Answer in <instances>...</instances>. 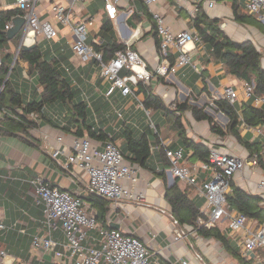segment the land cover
<instances>
[{
	"label": "crops",
	"instance_id": "obj_1",
	"mask_svg": "<svg viewBox=\"0 0 264 264\" xmlns=\"http://www.w3.org/2000/svg\"><path fill=\"white\" fill-rule=\"evenodd\" d=\"M52 3L66 4L65 0H43L42 5L39 3L42 20H53ZM116 5L118 17L110 19L105 9V0L86 2L77 0L72 10V18L76 21L87 19L88 36L91 37V41L99 39L98 35L104 19L111 20L113 37L127 46L133 45L131 48L138 51L145 59L148 70L153 73L150 84L147 86L154 94L161 97L168 107L167 111L156 108L147 109L148 112L155 110L158 124H155L157 128L152 126L155 129L154 132L142 126L146 117L143 112L144 93H139L136 97L124 96L118 90L111 95L118 99L116 107L109 104L108 106L104 100L97 105L92 102V97L98 93L105 100L111 99L104 95L109 84L100 75L98 64L94 60L84 63L74 53L72 48L74 36L70 27L57 24L58 37L50 40L38 35L36 42V45L40 44L43 50L51 51L50 55L60 57L58 66L65 70V74L72 79L73 85L82 89L83 98L87 95L92 106L95 105L96 113H100L99 120L104 121L99 124L94 120L95 126L97 129L104 130L107 135L100 141L107 139L108 135H115L125 126L132 128L135 136L147 132L151 138L152 153L144 166L131 160V153L126 150L124 137L115 138L117 144L125 150V154H129L130 162L139 167L138 184H127L137 192L143 193L145 198L143 201H110L105 221H100L107 228L121 229L126 234L137 236L144 243L153 245L158 251L162 264H184L183 261H187V264H230L232 262L264 264V248L244 253L239 242L241 233L232 232L228 222L220 225L222 233H225L229 240L226 247L214 238L201 235L192 224L179 222L173 215L171 204L166 196V188L172 186L177 179L171 175L170 166L166 165L169 160L164 151L182 146L175 128L177 118H180L189 139L206 144L210 150L220 149L229 154L249 158L252 155L246 143L254 141L261 143L262 164L255 167L247 166L234 175L232 182L252 196L259 197L260 206L263 208L264 190H260L258 184L264 179V139L254 130L244 127L242 122L238 126L239 136L229 131V112L219 109L215 101L224 99L225 88L233 86L239 94L236 107L238 111H241L248 101L243 91L244 81L229 74L225 64L216 59L205 44L197 43L193 54V61L199 70L186 65L167 74L156 75V70L161 64L175 65L177 63V51L169 50L168 56L162 53L159 42L161 38L152 12L158 11L163 14L167 23L175 31H197L193 20L198 13L219 18L222 29L231 39L237 42L250 40L262 53L264 32L254 24L236 19L235 10L237 13H246L241 0H216L215 8L200 6L195 15L191 13L193 5L179 4L175 0H157L152 7L146 6L142 0H117ZM13 8H17L14 0H0V10ZM18 15H22V12ZM89 37L88 42L91 43ZM19 41L16 43L10 40L9 43L10 51L14 53V57L17 55V58ZM3 50L0 49V60L4 54ZM262 65L264 67V54ZM13 84L21 93L25 103L30 100H41L43 86L37 80L36 70L31 69L27 62L19 63V70ZM4 85L5 82L0 84V93ZM181 103L203 110L224 131V134L220 135L213 131L208 120L196 119L192 109L180 110L178 105ZM44 109L48 117L41 120L38 117L35 126L27 130L22 128L0 131V206L5 213L4 223L9 226L5 230H0V248L7 250L19 262L32 261L33 264H50V262L43 251H37L33 255L31 250L32 235L42 228V209L34 204L30 181L42 178L61 189L83 194L86 192L88 182V177L82 169L67 165V157L72 151V138L76 136L74 134L76 127L66 131L60 126V121L55 120V116L61 117V114H64L62 113L64 110L58 104L47 105ZM89 109L93 112V109ZM117 111L122 113L121 117ZM49 117L54 123L48 120ZM157 132L160 142L154 135ZM85 136L88 134L86 133ZM57 149H61V154L55 158L53 153ZM184 149L183 165L193 170L198 168V181L202 184L209 176V172L200 169L204 162L194 155L192 149L187 147ZM161 173H165V176ZM4 178L7 180L5 181ZM179 185L201 211L206 210V198L198 194L199 189L182 180ZM232 210L233 213H240L236 209ZM204 216L206 219L207 215L204 214ZM248 219L254 226L257 223H264L258 218L248 217ZM68 264H70L69 259Z\"/></svg>",
	"mask_w": 264,
	"mask_h": 264
},
{
	"label": "built area",
	"instance_id": "obj_2",
	"mask_svg": "<svg viewBox=\"0 0 264 264\" xmlns=\"http://www.w3.org/2000/svg\"><path fill=\"white\" fill-rule=\"evenodd\" d=\"M77 0H65L66 4H51L53 20H42L38 12L40 0H14V5L22 11L26 22L23 26V35L20 38L18 53L24 45L36 44L37 36L42 35L53 40L59 35L57 24L70 27L74 36L72 48L77 57L84 63L96 60L100 75L108 82L109 87L105 96L109 99L119 90L124 95L139 96L138 87L150 84L153 73L142 55L132 49L117 51L106 61L101 52H96L88 42L89 25L87 19L76 21L72 18V10ZM88 1V0H80ZM146 6L152 7L157 0H142ZM179 4L193 5L191 13L199 10L200 6L209 9L216 7V0H175ZM244 9L257 17L264 24V0H241ZM117 0H105V9L110 19H117ZM157 32L161 38V50L168 56L169 50L177 51L175 65L161 64L156 75H164L175 71L180 66L190 65L195 70L199 67L193 61V54L197 43H202L197 31H175L167 23L163 14L153 11ZM12 20L6 24L5 30L12 27ZM32 34V35H31ZM95 42H99L96 39ZM1 67V60H0ZM246 98L253 99V105H264V95L255 96V84L243 83ZM225 98L235 105L239 99L238 91L233 86L224 90ZM87 106L94 109L90 98L85 95ZM1 111V116L6 114ZM21 113V112H20ZM121 117L122 113L117 111ZM11 117H17L7 113ZM95 120L98 116L93 110ZM28 117L37 119L39 114L32 112ZM64 127L65 120L55 116ZM247 129L254 130L264 139V125L250 126L242 122ZM155 127V125H153ZM61 139V138H60ZM71 153L68 155V167L82 169L87 177L85 194L74 193L61 189L42 178L30 181L34 204L42 209V228L32 235L31 250L33 255L43 251L50 264H162L157 250L151 244L144 243L140 238L129 235L121 229L107 228L97 217V209L88 200L90 195H98L110 201L121 202L143 201L144 194L134 190L129 184L139 182V167L127 160L121 146L112 139V135L104 141L93 139L90 136H73ZM183 149H167L166 155L171 162L170 173L179 180L199 189L201 196L206 198L207 208L202 211L207 218L200 216L198 223L208 228L216 224L228 222L232 232L240 234L239 242L244 253L264 248V223L251 225V220L242 213H233L228 206L226 196L231 189V180L236 173L243 171L247 166L260 165L261 154L255 152L249 158L229 154L220 149L210 150L207 162L200 167L209 176L199 184V169L183 165ZM61 149L54 151L56 158ZM6 181L7 178H4ZM129 183V184H127ZM264 190V179L258 184ZM5 213L0 206V230L9 226L4 223ZM256 221V220H254ZM12 227V226H11ZM179 238V237H177ZM46 259H44V262ZM187 264V261H183ZM0 264H33L32 261L19 262L7 250L0 248ZM230 264H239L232 262Z\"/></svg>",
	"mask_w": 264,
	"mask_h": 264
},
{
	"label": "trees",
	"instance_id": "obj_3",
	"mask_svg": "<svg viewBox=\"0 0 264 264\" xmlns=\"http://www.w3.org/2000/svg\"><path fill=\"white\" fill-rule=\"evenodd\" d=\"M20 11L21 10L18 8L0 10V49H4V54L1 58L0 84L5 82L3 90L0 93V111H6L7 113H12L17 116L11 117L7 113L4 114L1 117L2 119L0 118V131H12L22 128L27 130V128L35 126L37 124L36 120H38L28 117L29 113L35 112L39 114V119L41 120V118L48 117L45 113V106L58 104L61 109L64 110V112H62L64 114H61V117L65 120L63 128L66 131H71L72 127H76L74 134L77 136H85L87 133L88 136L93 139L102 140L106 138V132L100 128L97 129L95 126L94 114L88 108L83 98L82 89L73 85L72 79L65 74V70H62L58 66L60 62L59 56L50 55L51 51L43 50L40 44H38L28 50L22 48L12 67L14 53L10 51V40H8L4 31L6 24L22 12ZM234 14L237 20L254 24L264 32L263 23H261L255 15L247 11L246 13H237L236 10ZM193 21L202 43L208 47L209 51L216 59L225 64L227 72L244 82L254 83L255 96L264 95L263 53L257 48L254 42L250 40L241 42L234 41L222 29L221 20L219 18H211L205 13H198ZM112 32L113 24L111 20L105 18L98 35L99 42L91 41L94 50L96 52H101L106 61L111 59L117 51L127 49V45L118 42L113 37ZM20 38L21 34L17 35L12 42L18 43ZM159 42L161 44V40H159ZM131 47L133 48V45ZM93 60L96 62L95 59ZM21 61L27 62L30 68L35 69L37 72V80L43 86L40 101L30 100L25 103L21 93L16 90L13 84L14 77L19 70V63ZM8 74L9 77L7 78ZM137 93H144L145 100L143 105L145 109L156 108L165 111L168 110L165 101L154 94L149 86L141 84L138 87ZM253 99L254 98H250L247 103L243 105L241 111L237 110L236 104L232 105L226 98L215 101L219 109L229 112V131L235 136H239L238 126L240 122H245L250 126L264 125V105L261 107L254 106L252 103ZM93 108L96 112L95 105ZM178 108L180 110L192 109L196 119L208 120L211 123L213 131L220 135L224 134V131L217 126L213 119L205 114L203 110L189 107L187 103L179 104ZM96 114L97 116L100 115V113ZM48 120H51V118L49 117ZM55 120L58 119L55 118ZM51 122L54 123L52 120ZM100 122L104 123V121L98 119L99 124H101ZM175 122V128L178 131L180 144L182 145L179 148H182L183 151H185L184 147L192 149L194 155L198 159L207 162L210 148L204 143L189 139L180 118H177ZM155 127L157 128V126ZM148 129L152 132L155 131L150 125ZM154 135L158 142H160L158 132L154 133ZM119 136L124 137L126 150L128 153H131V160L144 166L152 153V141L148 133L145 132L140 136H135L133 129L125 126L123 130L113 135L112 139L115 140V138ZM246 146L250 149L251 155L255 152H260L262 148L261 143L257 141L246 143ZM123 152L125 154V150H123ZM164 154L167 157L166 150ZM125 155L127 160L130 161L128 159L129 154ZM260 163L262 164L261 160ZM166 165L171 166L170 160ZM161 174L164 175L165 173ZM179 182L180 180L177 179L172 186L166 188V196L171 204L174 217L181 223L192 224L201 235L214 238L227 247L229 240L226 234L222 233L220 224H216L210 228L198 224V218L200 216L205 218V216L198 208V205L189 197L187 192L180 187ZM88 200L97 209L98 219L105 221L110 200L98 195H90ZM226 200L231 209H236L249 218H258L264 222V208L260 206V198L252 196L246 190L237 187L232 180L231 189L226 196Z\"/></svg>",
	"mask_w": 264,
	"mask_h": 264
},
{
	"label": "rangeland",
	"instance_id": "obj_4",
	"mask_svg": "<svg viewBox=\"0 0 264 264\" xmlns=\"http://www.w3.org/2000/svg\"><path fill=\"white\" fill-rule=\"evenodd\" d=\"M42 2H43V0H40V5H42ZM38 12H40V10H41V7L40 6H38ZM264 25V24H263ZM89 37V36H88ZM89 41H91V37H89ZM258 44H260V42L258 43ZM16 51V50H15ZM263 54H264V50H263ZM110 99V98H109ZM104 100V102L105 103H107V105L109 104L110 106H112L113 107V105L116 107L117 106V104H118V99H117V97H115V96H113V97H111V99L110 100H105V98H102V96L100 95V93H98V94H96V96L95 97H92V102L95 104V105H97L98 103L100 104V102H102ZM106 105V104H105ZM108 105V106H109ZM143 112L145 113L144 115L146 116L145 117V121L143 122V124H142V126L144 127V128H146V127H148L149 125L152 127L153 125H157L158 124V121H157V119H156V116H155V110H153V111H150V112H148V110L147 109H143ZM94 120H95V118H94ZM142 127V128H143ZM153 128V127H152ZM184 185V184H183Z\"/></svg>",
	"mask_w": 264,
	"mask_h": 264
},
{
	"label": "water",
	"instance_id": "obj_5",
	"mask_svg": "<svg viewBox=\"0 0 264 264\" xmlns=\"http://www.w3.org/2000/svg\"><path fill=\"white\" fill-rule=\"evenodd\" d=\"M13 25L10 27L8 30H5L4 32L7 35L8 40H13L17 35L21 34V37L23 35L22 29L23 26L26 22V19L23 15H17L12 19ZM36 44H31V45H24L23 49L28 50L33 47H35ZM18 54V51H17ZM17 60V55L14 57L13 62H12V67L14 66L15 62ZM9 77V74L7 78Z\"/></svg>",
	"mask_w": 264,
	"mask_h": 264
},
{
	"label": "bare ground",
	"instance_id": "obj_6",
	"mask_svg": "<svg viewBox=\"0 0 264 264\" xmlns=\"http://www.w3.org/2000/svg\"><path fill=\"white\" fill-rule=\"evenodd\" d=\"M32 35V34H31Z\"/></svg>",
	"mask_w": 264,
	"mask_h": 264
}]
</instances>
